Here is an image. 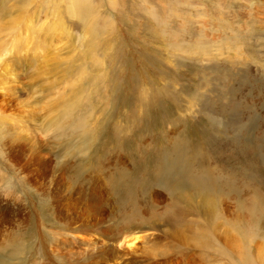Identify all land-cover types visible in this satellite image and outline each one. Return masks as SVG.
I'll return each instance as SVG.
<instances>
[{"label":"rangeland","instance_id":"rangeland-1","mask_svg":"<svg viewBox=\"0 0 264 264\" xmlns=\"http://www.w3.org/2000/svg\"><path fill=\"white\" fill-rule=\"evenodd\" d=\"M175 140L245 190L212 241L153 179ZM254 196L264 0H0V264H264Z\"/></svg>","mask_w":264,"mask_h":264},{"label":"bare ground","instance_id":"bare-ground-1","mask_svg":"<svg viewBox=\"0 0 264 264\" xmlns=\"http://www.w3.org/2000/svg\"><path fill=\"white\" fill-rule=\"evenodd\" d=\"M3 51L4 50H2V52ZM4 52H6V50ZM213 137L214 136H211L210 139H204L202 144L205 147H209L211 143H215L216 139H213ZM176 140L173 143H171L172 149L168 153V155L166 153L163 154L162 155L163 157L160 158V160L162 161L156 164V168L154 172L155 177L153 179L155 180L156 185L158 186L162 185L164 188H166L171 193V195H173L174 200L171 199V201L173 202L172 204L175 206L181 204L182 202L187 203L190 200H195V199L198 200L199 202L198 205H200V209H197V206H195L194 208H192V210L201 220L200 219L195 220L196 218L195 219L192 218L193 222H191L192 220L188 221L187 219H184L180 214L172 215L173 216L172 219L173 221L175 220L173 224L179 223V224L188 225V226L192 224L196 226L197 231L196 230L195 231L197 233L195 234V237H196L197 242L196 241L195 242L198 243L199 241V244H200L201 240L204 239L206 243L208 239H211L212 241L214 237L213 238L207 237V239L203 238L202 228L204 229L203 231H206V230L211 231L213 227V231H217V227L222 226L224 224L223 221H220L221 220L220 215L222 214V210H220L219 206L223 205L224 208L229 212L228 206L227 204H225L227 202V198H233L235 200H239L240 194L245 192V190L243 188L241 189L240 186H237L238 181H239L238 178H235L237 180H234V181L228 180L227 183H225L223 179H222L223 181H219L218 179V177H220L219 172H218L219 169L217 170L216 167L211 166L208 160L206 158H202V156H201V160H198L200 153L198 152V150L188 151L187 143L185 142V140L177 141V142ZM249 149L250 147L247 146L243 150L247 152ZM175 190L177 192L176 197L174 196ZM253 198L255 199L252 201L253 203L249 207V211L246 214L247 216L246 219L241 218L243 215L236 211L235 213H233L234 216L231 218V221L235 220L236 221L235 224L238 223V225H240V223H243L245 224V226H248L251 224L253 225V223H256V224L259 223V226H262L261 223H262V219L264 218V215H262L264 212V200H263L264 197L261 198L258 196L257 197L254 196ZM256 198H258L259 200L261 199L262 200L259 201ZM255 208L257 209L255 210ZM253 210H255L260 215L259 218L256 219L254 217L255 214H252ZM178 217H180L181 219ZM230 223L232 222H229V224ZM192 225H191V228H192ZM235 230H238V229L236 228ZM207 235H210V234H206V236ZM248 237L249 235L247 237L241 236V241L243 243L242 246L247 247L245 242L249 240ZM134 238L135 236L133 237L130 236L129 238H125V240L128 241L129 239H131L133 241ZM240 254H241L243 263L247 264L246 263L247 255H245L246 250L243 249V251H241ZM256 257L258 260L264 262V255L261 256L260 254H258Z\"/></svg>","mask_w":264,"mask_h":264}]
</instances>
